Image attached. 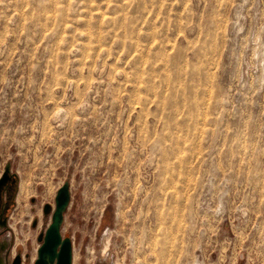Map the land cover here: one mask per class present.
Listing matches in <instances>:
<instances>
[{
	"label": "rangeland",
	"instance_id": "1",
	"mask_svg": "<svg viewBox=\"0 0 264 264\" xmlns=\"http://www.w3.org/2000/svg\"><path fill=\"white\" fill-rule=\"evenodd\" d=\"M6 170L0 264H264V0H0Z\"/></svg>",
	"mask_w": 264,
	"mask_h": 264
},
{
	"label": "water",
	"instance_id": "2",
	"mask_svg": "<svg viewBox=\"0 0 264 264\" xmlns=\"http://www.w3.org/2000/svg\"><path fill=\"white\" fill-rule=\"evenodd\" d=\"M12 179L9 171L6 170L0 177V191L6 183ZM69 203L68 186L63 185L57 192L56 206L52 214L51 222L48 225L44 241L38 249V259L34 264H72V242L68 237L63 238L61 226L63 224L64 211ZM20 258L16 256L12 264H19Z\"/></svg>",
	"mask_w": 264,
	"mask_h": 264
},
{
	"label": "flooded vegetation",
	"instance_id": "3",
	"mask_svg": "<svg viewBox=\"0 0 264 264\" xmlns=\"http://www.w3.org/2000/svg\"><path fill=\"white\" fill-rule=\"evenodd\" d=\"M9 185V187H10V185H11V181H9L8 183H6V186H8ZM2 220V219H1ZM0 220V221H1ZM44 235H45V233L43 234V236H42V238H40L41 239V244H40V246L42 245V243H43V241H44ZM63 236V235H62ZM63 238H65L64 236H63ZM39 246V247H40ZM39 249V248H38ZM37 252H38V250H37ZM36 252V253H37ZM73 254V253H72ZM38 259V253H37V256L33 259V261H32V264H34L35 263V261ZM13 260H14V258H12V260H11V262H10V264H12V262H13ZM19 264H20V261H19ZM54 264H56V261H55V263ZM72 264H73V259H72Z\"/></svg>",
	"mask_w": 264,
	"mask_h": 264
},
{
	"label": "built area",
	"instance_id": "4",
	"mask_svg": "<svg viewBox=\"0 0 264 264\" xmlns=\"http://www.w3.org/2000/svg\"><path fill=\"white\" fill-rule=\"evenodd\" d=\"M16 256H19L20 258V264H24L25 262V256L23 254H14L12 258H15Z\"/></svg>",
	"mask_w": 264,
	"mask_h": 264
},
{
	"label": "bare ground",
	"instance_id": "5",
	"mask_svg": "<svg viewBox=\"0 0 264 264\" xmlns=\"http://www.w3.org/2000/svg\"><path fill=\"white\" fill-rule=\"evenodd\" d=\"M108 245H109V238L107 237V238H105V241H104V244H103V250H104V252L107 250Z\"/></svg>",
	"mask_w": 264,
	"mask_h": 264
}]
</instances>
